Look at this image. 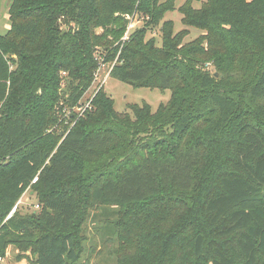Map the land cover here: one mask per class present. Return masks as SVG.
I'll use <instances>...</instances> for the list:
<instances>
[{"label":"trees","instance_id":"trees-1","mask_svg":"<svg viewBox=\"0 0 264 264\" xmlns=\"http://www.w3.org/2000/svg\"><path fill=\"white\" fill-rule=\"evenodd\" d=\"M173 7L10 1L0 35V258L12 246L15 263L83 264L74 181L90 206L139 220L141 264H264V0L187 5L181 22L206 34L184 44L187 31L173 34L166 21L156 47L146 29ZM134 11L146 27L119 50L126 21L115 14ZM96 47L108 78L168 90L169 100L119 113L101 88L92 110L63 126L101 64ZM206 62L217 79L198 67ZM54 125L63 127L45 133ZM29 187L36 211L17 206L5 220Z\"/></svg>","mask_w":264,"mask_h":264},{"label":"rangeland","instance_id":"rangeland-1","mask_svg":"<svg viewBox=\"0 0 264 264\" xmlns=\"http://www.w3.org/2000/svg\"><path fill=\"white\" fill-rule=\"evenodd\" d=\"M10 1L11 0H0V35H4L10 26L8 16ZM204 2L205 0H174L173 9L164 14L159 25L156 28L146 29L145 40L154 39L156 47H160L162 36L161 26L166 21H171L173 23V34L183 30L187 31L183 39L184 44L203 37L206 34L205 31L185 26L181 22L183 14L180 12V9L188 5L192 10H197L200 9ZM115 16L126 21V28L123 34L114 43V46H118L120 50L123 44L130 39V36L135 31L146 27L145 23L148 17L137 11H134L132 14L117 13ZM61 28L64 29V26H61ZM101 31V29H96V33H101ZM102 52L103 50L100 47H96L94 56L99 57L101 63L97 69L98 76H96V78L94 77L89 89L75 106L71 109L65 108V114L62 115L59 121V123L62 122L63 126L72 127L76 120L84 115V113H78L79 105L87 111H91L92 100L97 91L101 90V88V91L113 100L114 110L119 113L124 112L128 105H140L142 103L148 104L152 111H155L160 104H165L169 100L170 92L168 90L161 91L156 88L134 87L111 77H107L105 81V76L110 68L103 64L102 58L100 57ZM198 67L208 72L212 77L216 76V79L219 77L213 62H206ZM59 77L63 78L64 74H60ZM103 81H105V83H103ZM62 82L64 83V80H62ZM60 94L63 95L65 93L60 92ZM88 101H90L89 107L86 108ZM68 113H71L69 118L72 119L74 117L72 122L68 121ZM62 125H54L46 130L45 133L59 132L60 128L63 127ZM36 180L35 178L32 184H34ZM77 183L71 181V184H69L78 191L77 193L79 195V226L74 232L81 240L83 246V264H141L140 258L137 256L139 253L136 248L138 241L136 240V236L140 230L138 228L139 220L131 218V211L129 209L125 210L111 207L107 209V214H104V211L102 212L99 210L100 208L90 206L86 201L85 191H81V189H79L81 186H77ZM31 189L32 188L29 187L18 201V207L22 214L31 215V213L37 209L35 205L36 197L34 193L31 192ZM116 222L117 225H115ZM16 253L14 247H8L6 257L0 261V264H26L15 263L14 257Z\"/></svg>","mask_w":264,"mask_h":264},{"label":"built area","instance_id":"built-area-1","mask_svg":"<svg viewBox=\"0 0 264 264\" xmlns=\"http://www.w3.org/2000/svg\"><path fill=\"white\" fill-rule=\"evenodd\" d=\"M96 76H98V70L94 73V77L96 78ZM109 76V70H108V73H107V75L105 76V81H106V79H107V77ZM105 81H103V83H105ZM90 101H91V99H90ZM90 101H88V103L86 104V108L87 107H89V103H90ZM86 109L85 108H82V107H80V105H79V109H78V113L79 114H83L84 113V111H85ZM34 181V180H33ZM19 203V202H18ZM18 203L11 209V211H10V213L7 215V217H6V219L5 220H7V219H9L14 213H15V211H16V208H17V206H18ZM38 206L36 205V208H37ZM3 258H0V261L2 260Z\"/></svg>","mask_w":264,"mask_h":264},{"label":"water","instance_id":"water-1","mask_svg":"<svg viewBox=\"0 0 264 264\" xmlns=\"http://www.w3.org/2000/svg\"><path fill=\"white\" fill-rule=\"evenodd\" d=\"M215 77H216V76H215ZM59 136H62V133H60Z\"/></svg>","mask_w":264,"mask_h":264}]
</instances>
